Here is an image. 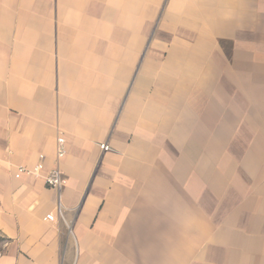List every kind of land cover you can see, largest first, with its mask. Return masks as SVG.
<instances>
[{
  "label": "crops",
  "instance_id": "1",
  "mask_svg": "<svg viewBox=\"0 0 264 264\" xmlns=\"http://www.w3.org/2000/svg\"><path fill=\"white\" fill-rule=\"evenodd\" d=\"M262 79L264 0H0V264H264L198 196Z\"/></svg>",
  "mask_w": 264,
  "mask_h": 264
},
{
  "label": "rangeland",
  "instance_id": "2",
  "mask_svg": "<svg viewBox=\"0 0 264 264\" xmlns=\"http://www.w3.org/2000/svg\"><path fill=\"white\" fill-rule=\"evenodd\" d=\"M261 99L264 102V92ZM235 120L224 129L216 126V138L208 142L213 156H200L199 209L214 217L219 243L232 241L236 247L254 239L262 245L264 234L255 236L254 229L264 233V107ZM206 158L209 163L213 159L212 172L201 171ZM220 255L217 249L215 258Z\"/></svg>",
  "mask_w": 264,
  "mask_h": 264
},
{
  "label": "built area",
  "instance_id": "3",
  "mask_svg": "<svg viewBox=\"0 0 264 264\" xmlns=\"http://www.w3.org/2000/svg\"><path fill=\"white\" fill-rule=\"evenodd\" d=\"M102 150H108L110 147L106 143L100 145ZM67 153L66 140L63 136L57 138L56 157L57 160H61ZM44 155H40V159H43ZM44 168L43 162H39L33 167L19 166L14 174L15 178L19 179L23 175H29L36 178H42L45 184L55 189H61L66 184V176L58 168L54 167L49 169L45 174L42 173ZM58 217L64 219L63 209L61 205H58L57 212H51L45 215L44 219L49 222H54Z\"/></svg>",
  "mask_w": 264,
  "mask_h": 264
},
{
  "label": "trees",
  "instance_id": "4",
  "mask_svg": "<svg viewBox=\"0 0 264 264\" xmlns=\"http://www.w3.org/2000/svg\"><path fill=\"white\" fill-rule=\"evenodd\" d=\"M0 240H2V238L0 237Z\"/></svg>",
  "mask_w": 264,
  "mask_h": 264
}]
</instances>
